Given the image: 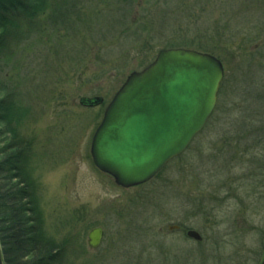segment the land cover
<instances>
[{"label": "rangeland", "instance_id": "rangeland-1", "mask_svg": "<svg viewBox=\"0 0 264 264\" xmlns=\"http://www.w3.org/2000/svg\"><path fill=\"white\" fill-rule=\"evenodd\" d=\"M31 3L43 8L33 25L23 12L8 15L20 32L0 50V80L16 89L18 130L33 140L27 168L39 186L46 232L69 241L61 264H262L264 0ZM186 42L223 62L230 80L218 97L221 111L159 177L123 189L94 165L93 135L126 77ZM243 90L250 95L243 98ZM94 98L103 101L81 104ZM235 100L234 117L242 110L246 117L230 128L225 102ZM95 228L104 236L91 249ZM189 230L203 240L188 238Z\"/></svg>", "mask_w": 264, "mask_h": 264}, {"label": "water", "instance_id": "water-1", "mask_svg": "<svg viewBox=\"0 0 264 264\" xmlns=\"http://www.w3.org/2000/svg\"><path fill=\"white\" fill-rule=\"evenodd\" d=\"M224 76L223 63L211 54L184 48L159 51L150 65L128 75L106 107L92 138L94 165L124 189L151 181L204 130L218 104ZM102 101L82 99L81 104L93 107ZM103 236V229H93L89 247L99 248ZM187 237L203 240L193 230Z\"/></svg>", "mask_w": 264, "mask_h": 264}, {"label": "trees", "instance_id": "trees-1", "mask_svg": "<svg viewBox=\"0 0 264 264\" xmlns=\"http://www.w3.org/2000/svg\"><path fill=\"white\" fill-rule=\"evenodd\" d=\"M31 1L33 0H0V50L7 45L6 38L10 35L14 37V33H17L20 28L13 23L11 26L9 25V14L14 11L23 12L27 15L30 26L35 23L43 8L38 4L32 5ZM246 35H244V40L248 43L253 38L247 33ZM173 46L193 47L187 42ZM196 48L213 51L211 47L196 46ZM260 60L264 65V59ZM259 78L264 80V75L261 74ZM229 80L227 79L223 83L220 97L223 96V92H226L225 87ZM0 94L3 95L0 98V126L3 125L0 130V140L3 143L0 146V244L4 264H61L62 258L69 248V241L58 242L46 232L45 217L38 196L39 186L27 168L33 140L21 135L18 130L22 117H19V112L16 113L19 107L16 100L17 91L10 87L7 81L0 80ZM247 94L250 95L245 91L243 98ZM248 99L244 101L247 102ZM220 106L221 100L209 126L215 119L217 120L216 115H219L221 111ZM227 108L230 110L227 111ZM237 109L236 100L233 103L225 102L224 111L226 114L230 113L231 117L230 128L239 127L240 120H244L246 117L245 110L240 112V117H234ZM262 115L264 117V114ZM259 116L261 117V114ZM255 121L256 119L252 118L251 125L245 123L242 126L243 133L246 132L245 129L253 127ZM262 126L264 127V121ZM263 127H260V131L264 133ZM226 142L228 144L230 140H226Z\"/></svg>", "mask_w": 264, "mask_h": 264}]
</instances>
